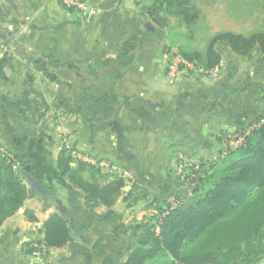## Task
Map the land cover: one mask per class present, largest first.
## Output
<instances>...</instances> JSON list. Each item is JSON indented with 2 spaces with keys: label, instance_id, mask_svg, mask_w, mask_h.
<instances>
[{
  "label": "crops",
  "instance_id": "1",
  "mask_svg": "<svg viewBox=\"0 0 264 264\" xmlns=\"http://www.w3.org/2000/svg\"><path fill=\"white\" fill-rule=\"evenodd\" d=\"M136 1L82 0L97 11L88 18L57 0H0V43L8 35L0 147L50 193L44 200L23 180V207L0 226V264H35L22 247L42 238L43 222L56 212L71 221L73 241L39 264L123 263L146 241L167 196H191L174 174L176 156L207 162L220 150V134L251 122L264 89L255 91L244 60L221 47L215 72L170 83L165 29L145 19ZM64 143L124 178L109 218L104 207L87 209L59 178L54 165ZM25 209L37 222L26 220Z\"/></svg>",
  "mask_w": 264,
  "mask_h": 264
},
{
  "label": "trees",
  "instance_id": "2",
  "mask_svg": "<svg viewBox=\"0 0 264 264\" xmlns=\"http://www.w3.org/2000/svg\"><path fill=\"white\" fill-rule=\"evenodd\" d=\"M134 4L145 19H158L160 27L168 31L169 39L164 35V40L169 42L167 52L174 48L172 37L193 41L202 17L197 2L138 0ZM6 38L7 33L3 36V44L7 46ZM221 47H227L244 61L258 57L264 62V22L247 33L217 32L208 37L202 51L185 52L178 48L175 53L211 71L220 65ZM41 61L37 59L34 63ZM255 123L258 127L249 132L242 146L219 150L218 157L208 163L203 174H193L191 196L169 195L177 202L174 207L167 203L169 196L166 197L163 205L156 208L146 241L137 244L121 264H258L264 259V118H258ZM226 134H220L218 141ZM23 167L14 168L13 162L8 163L0 156V226L23 207L27 197ZM54 168L59 178L82 194L87 209L104 207L106 218L112 215L115 203L122 196L124 178L72 160L64 147L56 157ZM24 217L30 223L37 222L33 212L27 209ZM39 234L40 240L23 245L24 255L32 257L42 248L47 254L69 245L74 237L71 221L63 212L51 214Z\"/></svg>",
  "mask_w": 264,
  "mask_h": 264
},
{
  "label": "rangeland",
  "instance_id": "3",
  "mask_svg": "<svg viewBox=\"0 0 264 264\" xmlns=\"http://www.w3.org/2000/svg\"><path fill=\"white\" fill-rule=\"evenodd\" d=\"M193 2L198 3L202 14L201 20L194 31V39L193 41H185L180 36L172 37L170 40L174 41L175 44L173 52H177L176 49L178 48H181L185 52L202 51L208 37L220 31L247 33L253 29L263 26L264 6L261 5V3L264 2V0H193ZM162 32L169 39L168 31L163 30ZM166 42L167 44L169 43L168 40H166ZM242 65L243 68L252 70V83L255 91H260V88L264 89V80L261 79V75L264 74V66H262L261 60L258 57H253L252 61H244V64ZM257 96L255 100L254 114L252 115L253 118L250 123H255L258 118H264V96ZM235 130L226 133L231 134ZM233 135L234 134L230 136ZM221 148L223 150L225 146L220 143V150ZM217 157L218 152L214 154L209 161L205 162L202 171L207 168L210 161L216 159ZM192 161L197 163L201 160L192 157ZM175 168L176 166L174 164V169ZM181 183L187 185L184 181ZM258 264H264V259L260 260Z\"/></svg>",
  "mask_w": 264,
  "mask_h": 264
},
{
  "label": "built area",
  "instance_id": "4",
  "mask_svg": "<svg viewBox=\"0 0 264 264\" xmlns=\"http://www.w3.org/2000/svg\"><path fill=\"white\" fill-rule=\"evenodd\" d=\"M60 6H62L65 9H73L78 12L83 13L88 18L93 17L97 14L96 10H93L89 8L82 0H57ZM7 53V46L3 43H0V54ZM164 62H165V72H166V78L170 83L178 82L182 77L188 75H207L215 72L216 69L211 71H205L201 67H197L194 63L189 62L173 50L165 53L164 56ZM259 124L253 123L248 127H242L237 128L233 133L226 134L222 141L220 142L223 146H225V149L231 148L236 149L244 144V138L249 134L250 131L257 128ZM234 134L233 136H230ZM64 148L67 150L70 158L74 161H81L89 163L97 168L108 170L109 166L103 162H94V160L86 156L85 154H82L78 152L75 149H72L71 147L67 146L66 143H64ZM222 150V148H221ZM224 155V152L223 154ZM0 156L6 160V162H13V167L17 168L18 163L15 157L6 151H4L0 147ZM215 160V159H214ZM205 165V162L199 161V162H193L191 156H187L185 154H178L175 158V171L174 174L176 178H178L179 181H184L189 187L191 186L190 182L193 178V174H203L202 169ZM171 207H174L177 205V202L171 198H169V202ZM45 255L44 248L41 249V252L34 253L33 257L36 258V263L39 264V261L43 259Z\"/></svg>",
  "mask_w": 264,
  "mask_h": 264
},
{
  "label": "water",
  "instance_id": "5",
  "mask_svg": "<svg viewBox=\"0 0 264 264\" xmlns=\"http://www.w3.org/2000/svg\"><path fill=\"white\" fill-rule=\"evenodd\" d=\"M145 27L148 28L149 30L151 29V25L149 22H147L145 24ZM23 170L25 172L24 178L25 181L27 182V184L33 189L35 190L36 193L40 194V195H44V196H48L50 193L48 192V190H46L38 181L34 180L29 174H30V166L25 165L23 167Z\"/></svg>",
  "mask_w": 264,
  "mask_h": 264
}]
</instances>
